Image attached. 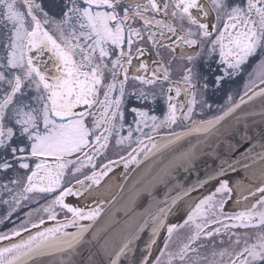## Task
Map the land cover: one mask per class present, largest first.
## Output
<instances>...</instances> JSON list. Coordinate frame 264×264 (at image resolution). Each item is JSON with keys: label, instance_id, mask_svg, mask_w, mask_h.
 <instances>
[{"label": "snow or ice", "instance_id": "snow-or-ice-1", "mask_svg": "<svg viewBox=\"0 0 264 264\" xmlns=\"http://www.w3.org/2000/svg\"><path fill=\"white\" fill-rule=\"evenodd\" d=\"M0 264H264V0H0Z\"/></svg>", "mask_w": 264, "mask_h": 264}, {"label": "water", "instance_id": "water-1", "mask_svg": "<svg viewBox=\"0 0 264 264\" xmlns=\"http://www.w3.org/2000/svg\"><path fill=\"white\" fill-rule=\"evenodd\" d=\"M133 168H135V165H131L130 166V169L128 170L129 171V173L131 174V176H135L136 175V173L135 172H131V169H133ZM126 170L123 168V164H120L119 166H117L116 167V169H115V172L118 174V176H119V181L120 182H123V173L125 172ZM181 175H184L182 172H181ZM192 179H195V175L193 174V176H192ZM198 194V193H197ZM70 201H72V202H74V203H76L77 201H76V198H72V197H70V198H68ZM120 215H122V214H119L118 215V219H119V216ZM173 220H174V222H180V221H176V218L175 217H173L172 218ZM70 230H72V231H74V229H70ZM143 239L146 241L147 239H148V237H147V235H145L144 237H143ZM140 247L141 248H143V244H140Z\"/></svg>", "mask_w": 264, "mask_h": 264}, {"label": "flooded vegetation", "instance_id": "flooded-vegetation-1", "mask_svg": "<svg viewBox=\"0 0 264 264\" xmlns=\"http://www.w3.org/2000/svg\"><path fill=\"white\" fill-rule=\"evenodd\" d=\"M212 101L214 102V106H215V104L223 103V98L222 97H213Z\"/></svg>", "mask_w": 264, "mask_h": 264}]
</instances>
